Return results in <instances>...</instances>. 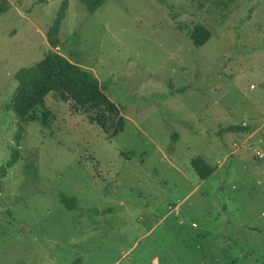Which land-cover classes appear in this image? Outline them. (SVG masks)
Here are the masks:
<instances>
[{
  "label": "rangeland",
  "instance_id": "374dc122",
  "mask_svg": "<svg viewBox=\"0 0 264 264\" xmlns=\"http://www.w3.org/2000/svg\"><path fill=\"white\" fill-rule=\"evenodd\" d=\"M7 1L0 264H264V0H108L94 14L76 0ZM197 25L212 33L202 48ZM51 51L94 74L123 132L109 138L49 95L50 127L27 124L17 144L14 75ZM229 125L252 130L217 135ZM199 156L216 170L207 181Z\"/></svg>",
  "mask_w": 264,
  "mask_h": 264
},
{
  "label": "trees",
  "instance_id": "16d2710c",
  "mask_svg": "<svg viewBox=\"0 0 264 264\" xmlns=\"http://www.w3.org/2000/svg\"><path fill=\"white\" fill-rule=\"evenodd\" d=\"M89 14L96 13L108 0H76ZM68 2H64L58 16L47 33V41L52 49L59 48V31ZM9 10L8 1L0 2V17ZM212 33L202 25H197L190 34V39L195 48H202L211 39ZM16 88L11 100V107L20 121V128L16 141L19 145L24 126L29 123H38L49 128L53 115L46 107V98L52 95L59 102L71 104L77 112H82L91 123L98 125L109 138H114L124 131L126 118L121 108L114 104L105 94L100 82L94 74L85 68L71 63L58 52H49L40 62L28 68H21L14 75ZM250 127L229 125L220 127L217 135L249 133ZM177 141V135L173 136ZM19 153L15 151L8 166L18 160ZM33 168V166H30ZM191 167L201 181H207L215 173L207 160L199 156L191 161ZM4 169L1 171L3 175ZM59 201L68 210L77 207L75 199L68 198L65 194L59 195ZM108 209H106L105 212ZM109 213V212H108ZM258 231L257 228H252ZM260 232V231H258ZM78 264L81 261L77 262Z\"/></svg>",
  "mask_w": 264,
  "mask_h": 264
}]
</instances>
